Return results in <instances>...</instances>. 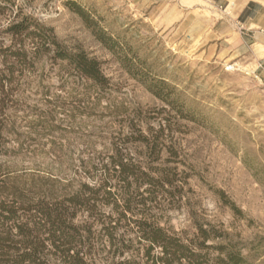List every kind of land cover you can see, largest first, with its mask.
<instances>
[{"label":"rangeland","instance_id":"rangeland-1","mask_svg":"<svg viewBox=\"0 0 264 264\" xmlns=\"http://www.w3.org/2000/svg\"><path fill=\"white\" fill-rule=\"evenodd\" d=\"M169 5L0 0V44L11 42L10 21L29 16L68 51L97 58L107 79L82 75L53 50L32 53L24 38L27 62L9 58L0 91V200L67 205L82 226L77 247L97 264L144 262L135 220L145 215L184 238L208 229L202 264H217L220 245L240 264H264V77L221 56L194 25L166 23ZM143 171L169 180L150 183ZM33 214L19 210L18 221Z\"/></svg>","mask_w":264,"mask_h":264},{"label":"trees","instance_id":"trees-1","mask_svg":"<svg viewBox=\"0 0 264 264\" xmlns=\"http://www.w3.org/2000/svg\"><path fill=\"white\" fill-rule=\"evenodd\" d=\"M84 16V11L78 9ZM6 34L11 42L8 45L0 44V91H5L4 71L8 69L13 73V66L8 64L9 58L25 63L29 56L28 50L24 46V38L31 36L34 40L32 53L40 50H53L56 57L66 59L82 75L96 81L105 83L104 75L100 62L97 58L89 56L83 50L68 51L57 39L53 28L43 26L29 16H23L20 19H13L5 28ZM158 94H160L157 91ZM4 98V97H3ZM2 99V98H1ZM4 99L0 100L1 107ZM0 119V133L2 129ZM119 171L125 177L130 173L129 165L119 163ZM145 171H143L144 173ZM146 173V172H145ZM148 176L150 183L163 184L169 180L164 173L158 177ZM164 180V181H161ZM125 209L130 210V201L128 197H123ZM75 204L81 202L80 199L71 198ZM21 202L22 204H18ZM19 210L23 212H34L37 219H31L30 222H21L19 219ZM75 211H71L67 205H25L23 201L12 200L6 202L0 200V220L16 221L15 225L2 227L0 229V264H54L50 261L48 251L57 254L61 259V264H97L96 258L91 252L78 248L82 242L83 233L81 225L77 224L74 219ZM125 216V212H124ZM140 232V240L145 241L148 246L143 253L144 262L141 264H177L186 260L189 264H202V249L206 246V240L209 238V231L206 228L199 227L198 234L195 238H184L176 232H169L164 227L151 221L145 215L135 220ZM4 226V223L2 224ZM92 231V225H88L87 232ZM109 236L113 237V231L109 229ZM87 237H89L87 235ZM219 248L224 255H219L217 264H240L242 257L234 254L226 248V245H220ZM127 245L120 248L119 255L125 253ZM154 251H156L154 253ZM138 256L140 249L137 250ZM130 262V260H127ZM136 262V261H135ZM124 261L121 264H126Z\"/></svg>","mask_w":264,"mask_h":264},{"label":"crops","instance_id":"crops-1","mask_svg":"<svg viewBox=\"0 0 264 264\" xmlns=\"http://www.w3.org/2000/svg\"><path fill=\"white\" fill-rule=\"evenodd\" d=\"M168 1L166 23L194 25L197 35L220 47L221 56L237 59L264 77V0Z\"/></svg>","mask_w":264,"mask_h":264}]
</instances>
